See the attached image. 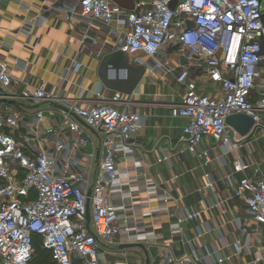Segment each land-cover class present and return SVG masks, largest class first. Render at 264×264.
<instances>
[{
    "label": "built area",
    "instance_id": "2783aa9c",
    "mask_svg": "<svg viewBox=\"0 0 264 264\" xmlns=\"http://www.w3.org/2000/svg\"><path fill=\"white\" fill-rule=\"evenodd\" d=\"M170 1H138L133 9H126L114 0H75V4L83 18L98 19L105 24L116 21L121 38L117 49L126 53L155 57L164 44L174 47L178 69L173 67L172 70H176V81L184 85V93L181 101L171 106V114L187 119L180 137L182 146H177L175 152L193 155L204 168L212 161L209 149L201 147L205 137L223 146L225 153L241 148L248 137L226 122L229 115L251 116L254 119L252 134L259 127L264 129L261 116L264 112V55L259 53L264 39V4L263 0H183L171 9ZM190 22L192 27H189ZM181 57L187 62L181 64ZM197 66L204 67V73L215 86L213 92L199 88ZM76 67H80L79 62ZM11 84L10 66L0 54V98L11 99L5 92ZM32 97L36 102L60 101L44 85L37 86ZM68 106L101 135L100 157L92 181L77 170L60 172L55 158L45 150L27 153L12 133L18 115L0 118L2 264H29L34 235L40 237L42 247L50 252L52 264H101L99 243L113 244L121 228L131 242L153 240L151 236L133 233L127 219L120 225L119 209L109 195L112 188L121 187L115 155L118 150L128 151L129 140L141 126V114L130 106L119 107L108 102L86 106L71 102ZM37 115L40 117L42 111ZM65 123L75 134V148L90 144L87 130L68 113H65ZM64 146L61 135L57 136L56 150ZM169 159L170 155H164L158 161ZM233 165L241 174L235 195L244 198L250 214L244 221L251 218L264 240V169L260 163L240 154L234 157ZM204 178L206 182L202 187H212L209 173L204 172ZM89 189L90 228L86 219ZM200 215L198 208L177 215L172 231ZM246 246L251 247L249 241L243 245L235 241L239 253ZM207 256L204 264H224L228 259L219 253ZM253 260L264 261V244L254 253ZM169 261L199 264L187 253Z\"/></svg>",
    "mask_w": 264,
    "mask_h": 264
},
{
    "label": "crops",
    "instance_id": "0c3cea01",
    "mask_svg": "<svg viewBox=\"0 0 264 264\" xmlns=\"http://www.w3.org/2000/svg\"><path fill=\"white\" fill-rule=\"evenodd\" d=\"M138 1L150 0H117L122 7ZM119 28L116 21L105 24L81 17L75 0H0V54L12 75V84L5 90L11 99L0 98V118L18 115L12 133L27 153L45 150L55 158L60 172L77 170L92 181L101 135L77 120L87 130L90 144L75 148V134L65 123L66 112L51 106V101L36 102L32 93L44 85L66 104L108 102L130 106L141 114V126L129 140L128 151L118 150L115 155L121 187L112 188L109 195L119 209L120 225L127 219L133 233L153 238L141 241L149 251L151 264H180L169 258L185 253L199 264L216 253L228 257L224 264H264L253 260L263 245L257 224L251 218L244 221L250 214L244 198L235 195L241 174L235 171L233 159L240 154L253 160L251 154L242 153L243 147L225 153L226 149L209 137L201 143L212 158L204 168L193 155L175 152L182 146L180 137L187 119L171 114V106L181 101L184 85L176 81L172 68L178 69L177 56L168 43L155 57L136 55L145 72L133 94L103 85L98 66L104 54L119 46ZM195 71L199 88L205 90L203 84L209 79L204 67L197 66ZM50 128L53 132H48ZM60 135L65 146L57 151L55 140ZM164 155H170V159L158 161ZM261 165L264 169V162ZM204 172L209 173L212 187H202L206 182ZM193 208L200 209L201 215L176 226L173 232L176 216ZM236 240L242 245L249 241L251 247L239 253ZM127 242L131 240L123 228L113 244L100 242L101 264H145L140 248L120 247Z\"/></svg>",
    "mask_w": 264,
    "mask_h": 264
},
{
    "label": "water",
    "instance_id": "95a60500",
    "mask_svg": "<svg viewBox=\"0 0 264 264\" xmlns=\"http://www.w3.org/2000/svg\"><path fill=\"white\" fill-rule=\"evenodd\" d=\"M183 0H171L169 3V7L171 9H175L176 6ZM120 2V1H119ZM123 6L127 9H133L134 4L128 5L123 4ZM193 23H189V27H192ZM259 53L264 55V39L261 40V47ZM182 63L186 62V58L181 57ZM145 72V66L143 63L136 64L129 61V58L122 49H114L112 51L104 54L100 60L97 75L100 81L107 88L117 90L124 94L131 95L136 91L137 85L141 80L143 74ZM51 106L62 110L71 116H73L76 120H78L81 124L89 128L91 131L97 133L90 126H88L82 118H80L75 112L71 111L68 104L63 103L61 101L55 100L52 101ZM226 122L234 127L241 135H252V127L254 125V119L243 113H234L229 115L226 118ZM101 147L99 146L96 151V159L95 161L98 163L100 157ZM90 196L91 190H88L87 199H86V219L87 226L90 228ZM123 247H138L140 248L145 256V264H151L150 254L143 242H127L123 243L121 246Z\"/></svg>",
    "mask_w": 264,
    "mask_h": 264
},
{
    "label": "rangeland",
    "instance_id": "374dc122",
    "mask_svg": "<svg viewBox=\"0 0 264 264\" xmlns=\"http://www.w3.org/2000/svg\"><path fill=\"white\" fill-rule=\"evenodd\" d=\"M114 2L118 3L117 0H114ZM126 4H128V3H126ZM263 4H264V0H263ZM126 54L129 58V61L136 63V64H140L136 61V55H138L137 53H134V54L126 53ZM200 76L203 78L202 73H200ZM205 82L206 83L203 84L205 91L206 92H213L215 89V86L207 80ZM261 116L263 119L262 125L264 126V112L261 113ZM262 130H264V129L261 127L257 128V132L255 131L256 133L254 132L250 137L248 136V139L244 141V144L242 146L243 148L240 149L242 153L243 152L245 153V151L249 152L251 154L253 160L256 161L257 163H260V164H262V162H264V131H262ZM249 139H251V140H249ZM203 178H204V175H203ZM261 240H262V238H261ZM261 244H264L263 240H262ZM0 264H2L1 259H0ZM29 264H50V260H49L48 255L46 253L42 252L39 245H38V239L34 240L33 254L31 256Z\"/></svg>",
    "mask_w": 264,
    "mask_h": 264
},
{
    "label": "trees",
    "instance_id": "16d2710c",
    "mask_svg": "<svg viewBox=\"0 0 264 264\" xmlns=\"http://www.w3.org/2000/svg\"><path fill=\"white\" fill-rule=\"evenodd\" d=\"M262 20H263V22H264V10H263V12H262ZM35 239H38V245H39L41 251L44 252V253H46V254L48 255L49 260H50V264H52V258H51V254H50V252L47 251V250H45V249L42 247L41 239H40V237L37 236V235H34V236H33V247H34V240H35Z\"/></svg>",
    "mask_w": 264,
    "mask_h": 264
}]
</instances>
